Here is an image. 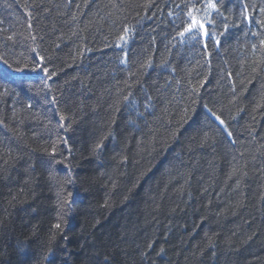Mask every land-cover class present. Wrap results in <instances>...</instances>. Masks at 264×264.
<instances>
[{
    "label": "trees",
    "instance_id": "trees-1",
    "mask_svg": "<svg viewBox=\"0 0 264 264\" xmlns=\"http://www.w3.org/2000/svg\"><path fill=\"white\" fill-rule=\"evenodd\" d=\"M216 2L205 51L191 0H0V264H264V0Z\"/></svg>",
    "mask_w": 264,
    "mask_h": 264
},
{
    "label": "snow or ice",
    "instance_id": "snow-or-ice-1",
    "mask_svg": "<svg viewBox=\"0 0 264 264\" xmlns=\"http://www.w3.org/2000/svg\"><path fill=\"white\" fill-rule=\"evenodd\" d=\"M199 4L200 6H196ZM177 11H172L169 10L168 15L169 17L173 18V23L176 27H178L180 30L176 31L175 36L173 39L179 38L180 42L183 43L185 40H191V41H202L203 42V47L204 50H207V40L211 38L212 40H215L216 45H219V36H222L224 32H226L229 28V23H228V17L224 16L223 13L220 12V9L217 6L216 0H191L190 5L189 4H184L183 7L181 4H176L174 6ZM186 8V10H184ZM260 12L264 14V7L260 9ZM242 15L245 20H248L249 13H248V8L247 5L243 6L242 10ZM219 16L222 17L223 19V31L219 33V36L217 35V32L215 29L217 28V22L214 19V17ZM176 21H179V24H176ZM258 24H261L264 26V22L257 20L256 21ZM130 32V29L127 25L123 27V32L121 33L119 40L117 42V47L121 46V42L127 41V36ZM252 35H256V33H252ZM12 37H8V39H11ZM260 45L264 47V39L260 40ZM253 49L256 48V45H252ZM126 56L127 54L125 53V59L121 60V63H126ZM40 61H43V57H39ZM0 63H3L8 67V69H11L15 73H23L29 69V65L27 63L21 64L19 66L13 67V64L10 63L7 59H5L3 56H0ZM42 64L41 63H36L32 66L33 71L37 69H41ZM43 72L47 75L49 72L48 68H42ZM56 73L53 72L51 76H55ZM51 76H48L47 79H51ZM47 79L44 81L45 87H47ZM198 91V89L196 90ZM7 94V88H5V91L3 93H0V95H6ZM129 96H125L124 100L128 101L130 99ZM149 100L151 97L148 98ZM54 102V100H53ZM31 107V105H29ZM207 108V106L205 105ZM207 111L210 113L212 117L215 118L216 121L219 122L220 125L224 126L225 121L221 119L219 115H217L215 112H213L210 108L207 109ZM61 120V127H63V121L64 117H60ZM2 122V121H0ZM225 131L227 132L228 136L231 137L232 133L228 132L227 127L225 126ZM102 142L96 143L93 151L100 150L102 148ZM57 152L56 144L54 143L51 148L50 155L55 156ZM55 163V161H53ZM53 174L50 173V176ZM66 184H72L73 180L69 177L65 181ZM60 194L58 193V196ZM73 193L69 192L67 194V197L64 198L62 202L59 203V207L61 210L64 209V207L70 205V198L72 197ZM55 229H59L61 232L63 229L61 228V225L59 223H56L53 225ZM55 239V237H53ZM149 248L152 247L151 244L148 245ZM161 252H163V248L160 249ZM49 254L52 252V249L49 248L48 250ZM47 259V256L45 257ZM105 264H107V258L105 259Z\"/></svg>",
    "mask_w": 264,
    "mask_h": 264
}]
</instances>
